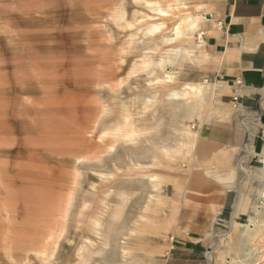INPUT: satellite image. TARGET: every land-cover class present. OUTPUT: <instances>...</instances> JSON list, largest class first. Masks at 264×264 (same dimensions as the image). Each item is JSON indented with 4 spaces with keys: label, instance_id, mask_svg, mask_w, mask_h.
Listing matches in <instances>:
<instances>
[{
    "label": "rangeland",
    "instance_id": "obj_1",
    "mask_svg": "<svg viewBox=\"0 0 264 264\" xmlns=\"http://www.w3.org/2000/svg\"><path fill=\"white\" fill-rule=\"evenodd\" d=\"M215 3L0 0V264H264V115L199 80ZM185 214L206 249L172 256Z\"/></svg>",
    "mask_w": 264,
    "mask_h": 264
},
{
    "label": "crops",
    "instance_id": "obj_2",
    "mask_svg": "<svg viewBox=\"0 0 264 264\" xmlns=\"http://www.w3.org/2000/svg\"><path fill=\"white\" fill-rule=\"evenodd\" d=\"M215 1L213 15L209 20L203 17L206 22L202 24L204 32L198 42L205 44L214 65H209L208 70L202 72L203 79L199 80L214 82L205 83L214 87V95L221 106H228L219 100L224 97L228 103L235 102L237 111L260 120L264 115V0ZM227 130L228 126L224 125L209 126L206 140L214 145L237 146L240 142L229 135ZM222 199L219 198V203ZM181 217V228L189 231L182 232L181 237L176 239V250L172 256L182 252L193 257L194 252L206 249L203 238L195 236L202 230L189 220V214Z\"/></svg>",
    "mask_w": 264,
    "mask_h": 264
},
{
    "label": "bare ground",
    "instance_id": "obj_3",
    "mask_svg": "<svg viewBox=\"0 0 264 264\" xmlns=\"http://www.w3.org/2000/svg\"><path fill=\"white\" fill-rule=\"evenodd\" d=\"M194 24H195V22H190V28L192 29V30H194ZM174 35H175V39L178 37V36H181V35H179L180 34V31H179V28L178 27H176L175 29H174ZM173 35V34H172ZM173 38V39H174ZM170 40V39H169ZM183 53V52H182ZM178 54V53H177ZM176 54V55H177ZM177 57V56H176ZM174 58V57H173ZM178 58V57H177ZM175 60V59H174ZM190 87V86H189ZM191 88L193 89V87H190V90H191ZM194 90V89H193ZM183 92V91H182ZM195 93V91H192V92H186V94H191V93ZM173 95H174V97H178L179 96V94L177 93V92H175V93H173ZM184 132H186L187 134H190V135H194V133H192V132H190L189 130H187L186 128H184V130H183ZM197 136V135H196ZM262 156H263V158H264V149H263V152H262ZM263 172H264V170H263ZM262 172V173H263ZM262 225H264V223H262ZM252 229L254 228L253 227V225L252 226H250ZM261 227V226H260ZM255 230V229H254ZM257 232H259V229H257ZM259 250L258 249H253V250H249V253H247L245 256L246 257H252L253 256V254H255L256 252H258ZM262 252V251H261ZM114 258H110V260L109 261H112ZM258 260H261V259H259L258 258ZM264 260V259H263ZM263 263H264V261H263Z\"/></svg>",
    "mask_w": 264,
    "mask_h": 264
}]
</instances>
